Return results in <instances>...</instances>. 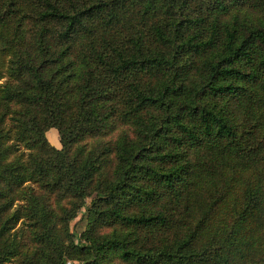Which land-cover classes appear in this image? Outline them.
<instances>
[{
  "label": "trees",
  "instance_id": "obj_1",
  "mask_svg": "<svg viewBox=\"0 0 264 264\" xmlns=\"http://www.w3.org/2000/svg\"><path fill=\"white\" fill-rule=\"evenodd\" d=\"M0 264H264V0H0Z\"/></svg>",
  "mask_w": 264,
  "mask_h": 264
},
{
  "label": "rangeland",
  "instance_id": "obj_2",
  "mask_svg": "<svg viewBox=\"0 0 264 264\" xmlns=\"http://www.w3.org/2000/svg\"><path fill=\"white\" fill-rule=\"evenodd\" d=\"M46 138L50 144H52L53 146H55L57 148H60V141H59V136H58V132H57L56 128H50L46 132ZM71 224H72L73 231H74L76 236H78L80 234V232L82 231V229L85 226L84 222L79 220V217L76 218L75 220H73Z\"/></svg>",
  "mask_w": 264,
  "mask_h": 264
}]
</instances>
